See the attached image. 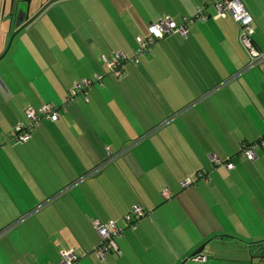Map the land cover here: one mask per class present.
<instances>
[{
    "label": "crops",
    "instance_id": "0c3cea01",
    "mask_svg": "<svg viewBox=\"0 0 264 264\" xmlns=\"http://www.w3.org/2000/svg\"><path fill=\"white\" fill-rule=\"evenodd\" d=\"M161 1L165 11L149 13L144 37L149 35V24L164 19L185 26V30L182 34L166 33L148 48L153 58L162 54L175 73L174 76L166 70L159 83L149 79L150 84L156 85V92L150 89L146 79L136 74L142 60L126 64L120 76L103 72L104 55L125 49L113 43L104 44L92 28L84 27L83 10L96 22L93 0L68 3L62 0L61 6L55 4V9L65 11L78 32L63 27L55 30L60 35L58 50L72 67L75 62L68 58V52L79 65L84 58L87 66L83 70L87 73L76 71L78 76L64 79L55 70L53 60L43 55L34 37L41 35L34 33L38 31L36 28L21 32L1 60L0 229L8 230L24 220L21 215L41 206L26 221L0 236V264H56L63 249L76 253L73 264H89L92 253L98 256L99 235L94 220L112 219L123 225V216L133 205H142L146 215L135 228L119 235L116 242L121 253L141 257L144 264H179L187 256V250L197 246L205 235L208 236L202 241L210 242L205 247V258L189 256L190 261L221 264L226 257L216 256L209 249L219 241L223 243L221 248L230 252L227 259L242 256L245 260L251 254L250 248L247 253L244 251V245L256 240L248 229V233L239 235L237 224L229 221L232 219L217 216L215 220L197 224L198 218L190 212L195 209L197 215L203 213L200 208L204 206L202 199L208 184L216 181V177L223 178L225 173L218 167H225L227 160L232 167L225 168L234 179L238 180V173L249 180L256 176L264 178L261 173L264 148L257 143L264 134V64L249 66L240 73L251 61L238 41V25L230 16L217 15L215 0ZM167 1L175 5V10L167 7ZM242 2L253 18V44L263 50L264 0ZM50 10L38 17L33 26L45 18H55ZM201 12L206 19L191 24L194 21L190 22L189 18L195 19ZM103 31L106 32L105 27ZM66 34L78 42L80 54L75 44L61 42ZM78 34L89 36L86 46L80 43ZM7 38L0 43V51L6 46ZM38 60L52 69L53 80L49 82L52 91H45L44 78L38 76L42 72L32 69V63ZM56 60L60 67H66L57 56ZM23 63L30 64V69H25ZM94 72L101 74L91 84ZM83 77L89 82L83 85L87 96L78 93L66 99L72 82ZM46 101L64 108L58 119H41L31 128L26 140L12 141L11 130L29 124L25 107L37 108ZM171 116L174 118L166 124L164 121ZM163 122L165 125L158 127ZM153 128L156 129L141 141ZM245 145L253 148L254 158L249 161L251 164L238 166L237 159L246 158L242 154ZM207 152L214 154L222 165H212L209 161L210 170H207L201 160L204 155L208 157ZM198 167L206 169L209 180L182 188L179 181ZM234 169L238 171L236 175ZM162 188L169 190V200L162 199ZM230 205L227 208H232ZM189 222L194 224L192 230L188 228ZM207 223L215 228L206 227ZM260 243L262 247L256 253L264 257V239ZM234 246L242 248L239 249L242 254ZM138 247L147 251H135ZM87 256L89 260L84 259ZM112 256L106 252L103 264H111ZM79 258L83 260L77 262ZM156 258H161V263Z\"/></svg>",
    "mask_w": 264,
    "mask_h": 264
},
{
    "label": "rangeland",
    "instance_id": "374dc122",
    "mask_svg": "<svg viewBox=\"0 0 264 264\" xmlns=\"http://www.w3.org/2000/svg\"><path fill=\"white\" fill-rule=\"evenodd\" d=\"M59 1L61 0H58L57 2ZM71 1L72 0H65V2L67 3ZM165 4L167 5L168 8L175 10V5L172 4L171 2L167 1ZM92 5L95 9L94 17L97 18L96 22H94L93 19L88 15V13L85 10H83L82 20L84 21V27L92 28L93 31L102 40L103 43L104 42H106L107 44L113 43L112 44L113 46L115 44L119 46L121 45L122 49H125L124 51L127 54H129L128 57L131 56L135 50L137 51L138 44L136 41V36L144 37L146 34V30H147L146 25L148 23L149 13H160V12L165 11L164 4L161 0H93ZM50 7L45 9V11L48 10ZM65 7H67V5H65ZM50 11H51V14L55 15V18H51V19L45 18L43 22L38 23L36 26L31 27V30L34 28L38 29V31H35L34 33L41 34V35H38V37L37 35H34V37H36V39L38 40V43L40 44V49L42 50L43 55L48 56L49 58L53 60L52 64H54L55 70L57 72L59 71V73L62 74V77H64V79H68V77L71 79L75 75L78 76L76 74V71H80V73H87V71L83 70V68L87 66L84 58L80 59V65H79L76 62V57H74L70 52H68V58L72 62L73 61L75 62L74 67H72L69 65L64 54L60 50H58V43H60V40H59L60 35L59 33L55 34V30L57 32L58 29H61L63 27L64 30L65 29L70 30L72 33L75 30L76 33H78L77 30L75 29L74 24L72 23V21H70V19L68 18V16L66 15L63 9H60V10L51 9ZM15 16H16L15 14L12 15L13 20L10 23L9 19H7L9 18V9L6 8V11L2 15L0 13V43H3L5 39L8 36H10V34L16 31V30H13L11 32L9 31L10 24L15 23L14 22ZM196 18L199 19L198 17ZM66 19H67V22H66ZM195 19H192V18L189 19L190 22L194 21V23H191V24H195V25L199 24L200 19L196 20V22H195ZM104 27H105L106 32L103 31ZM24 28H26V26ZM18 37L19 35L17 34L15 41ZM71 37L72 36L66 34L61 37V42L63 44H67L68 42H71L70 45L75 44L77 48L76 52L77 54H80L81 52L80 45L75 40V38H71ZM78 38L80 40V43L83 46L87 45L89 36L84 38L79 35ZM149 50L146 52L143 51L139 54L140 56L139 58L140 60H142V63L140 64V66L139 65L137 66L136 74L140 77H143L147 81L152 78L157 83H159V81L163 79V77L167 73L166 70L175 76V73L173 72V68L168 63L167 59H165L161 53H160L161 54L160 57L153 58ZM55 55L57 56L58 61L63 63L64 66H66L65 68L60 67L56 63L57 60H56ZM37 64L42 66L43 69L41 68L42 70H40V67ZM24 66H25V69H30L29 68L30 64L24 65L23 63V67ZM33 68L37 69L38 72L39 71L42 72L41 75H39L38 73V76H41L42 78H44L45 91L46 90L52 91L53 89L49 84V82L53 80L51 79L52 69L50 67H47V68L44 67V64L39 60L37 63L36 62L32 63V69ZM181 73L183 75H186L184 71ZM80 75H84V74H80ZM147 85L150 86L151 87L150 89L153 90L154 92L157 91L156 85L150 84L149 81ZM145 90H148V89H145ZM163 101L164 103L167 104L166 100H163ZM193 112H196V111L194 110ZM183 115L188 116V114H185V113H183ZM171 117H168V119H166L164 122L166 124L169 123L173 119ZM164 122L160 124L158 127L165 125ZM155 129L156 128H153L151 132H146V135L142 137L141 141H143L144 140L143 138H146L149 135V133H152ZM219 133L220 132H218V134ZM209 136H210L211 142L214 144L215 139L213 135L211 134V132L209 133ZM240 139L241 138L237 139L236 142L239 143ZM200 140L203 142V144H205L202 136L200 137ZM136 143L137 142H133L134 145ZM216 143L217 142H215V144ZM236 147L238 149L240 147L239 144H237ZM211 148L212 146H210L208 150H210ZM207 153L209 154V152ZM201 158H202L201 160L207 166L205 168L207 170H210L209 158L205 157V155L202 156ZM237 160H238L237 163L240 161L238 166L242 163L251 164L249 163V161H251L250 159L245 158V159H237ZM200 168L201 167H198L196 168V170ZM205 168H204L206 172L205 178L208 181V178L206 177L208 173ZM218 168H221V171H223L225 175L223 176L222 179H219L220 177H216V181L212 180V183L210 182L208 184L207 190L204 193V198L202 199L204 206L200 208L203 211V213L201 215H197L196 214L197 211L195 209H193L194 213L193 212H190V213L195 219L198 218L197 224H202L206 221H210L209 219L215 220L217 216L223 220L227 218L232 219L229 221H233L237 224L236 233L239 235H242L243 232L248 233L246 231V229H248L250 231V234L253 235L252 239L255 238L254 240L256 241H252V243L244 245L245 246L244 251H246V253L249 248L252 250L251 254L250 253L248 254L249 257H247V259L244 260L242 256H240L241 258H238L236 260L227 259L230 252H227L225 248H221L223 244L222 241H219L216 244H213L209 249L216 256L220 255V256L226 257V259H223L224 261L221 264H249V262L254 264L258 261V257H256L258 254L256 253V251L262 247V244L260 243V241L264 239V178L262 177L259 178L258 176H256L255 178H251L250 180L245 179L238 173L236 169H234L233 174L236 175V173H238V180H237L233 178V175H230V172L227 171L228 169H226L224 166H219ZM262 169H263L262 171H264L263 167ZM253 173L255 174L258 173V167L256 171ZM261 173L262 175L264 174V172H261ZM161 196L165 199L169 198L167 197L168 193H166L165 190L161 192ZM219 203L222 206L218 207ZM230 203H232L235 206L232 207ZM188 205H189V209H192L190 207V204ZM227 205H230L233 209L227 208ZM216 212L218 214H216ZM187 225H188V228L192 230V227L194 226V224L189 222ZM206 227L210 229L215 228L214 225L209 224V223L206 224ZM216 231L217 230H215V232ZM250 234H249V238L250 240H252ZM0 235H1V232H0ZM207 236L208 235L203 236L200 243L197 244V246L193 248L190 247L186 252L187 256H185L181 260V263L179 264H182L183 262H184L183 264H197L198 262L190 261L189 254L193 250H195L198 246H200V244L204 242L202 240ZM187 246L189 247L190 244L187 243ZM244 246H241V247H244ZM130 247H133V245H131ZM233 248L237 250L240 254H242L239 251V249H242V248L238 246H234ZM206 249L207 248H205L202 251L203 255L206 254ZM154 250L155 252H158V248L156 249L154 247ZM154 250H152V252L157 256ZM135 251H139L143 253V252H146L147 250H144L138 247L137 249H135ZM116 253L117 252L112 253L113 259H112L111 264H144L146 263V262H143L141 257L139 258L137 256L136 257L130 256V254H123V253L116 254ZM3 256L7 257V254ZM91 256L93 257L96 264L105 263V261H102L99 259V256L94 255L93 253L91 254ZM250 256L252 257L251 261H250ZM208 257H209L208 262H210L211 253ZM84 259L89 260V256L85 257ZM80 260H83V259L79 258L77 262H79ZM155 261L161 263V258H156ZM56 264H62V263L60 262V260H58Z\"/></svg>",
    "mask_w": 264,
    "mask_h": 264
},
{
    "label": "built area",
    "instance_id": "2783aa9c",
    "mask_svg": "<svg viewBox=\"0 0 264 264\" xmlns=\"http://www.w3.org/2000/svg\"><path fill=\"white\" fill-rule=\"evenodd\" d=\"M214 7L217 12L218 16H230L239 26V35L238 39L242 47L253 56V60L248 65H245V68H242L240 73L245 71L246 69L250 68L249 66L253 67L255 66L259 59H264V54H262L259 58L257 57L258 54L254 49V46L252 44L251 34L253 32L252 28V16L245 8L244 4L241 0H215L214 1ZM200 20L206 19V16L202 14V12L197 16ZM191 19V18H189ZM185 21V19H184ZM149 35L146 37V41L143 39H138L139 43V49L138 53H141L142 51L146 50L145 46L148 43H152L154 41H157L158 38L163 37L166 33H171L173 31L184 33L185 26L176 24L174 21L170 19H164L160 20L158 22H154L149 24L148 26ZM121 54V53H118ZM103 62L112 70L116 71L117 75L120 76V72L118 71V63H115L112 60H106L103 58ZM89 82L87 80V77H83V79H78L75 82H73V85L68 89L69 94L67 95L66 99L70 97V95H74L77 92L81 94H86L87 91L83 89V85H88ZM57 106L51 103H45L43 105H40L39 107L35 108L33 106H27L25 107L26 117L30 120L31 123L37 122L39 119L46 118L50 119L52 121L58 119L59 114L57 111ZM12 136L18 135L20 141H24L28 138L29 133L27 132L26 126H15L11 130ZM263 148H264V138L258 142ZM243 156H246L247 159L252 160L254 158V151L253 148L250 146H244L243 147ZM208 158L210 162H212L215 165H222V161H220L214 154H209ZM252 158V159H251ZM226 168H231L232 164L229 163L227 160L224 163ZM205 171V170H204ZM190 183L189 179H185L181 182V185H188ZM166 193H168L169 196V190L167 191V188H164ZM162 190V191H163ZM161 191V192H162ZM167 196V197H168ZM133 211L137 213V216L141 215L142 210L139 206H134ZM139 211V212H137ZM141 211V212H140ZM94 227L97 231V234L100 238V245L98 248H96L98 256L100 259H103V253L111 248L114 252H118V246L115 243L114 236H116L119 233V227L115 224L114 220L109 219L105 222H101L99 220H94ZM60 262L62 264H73V262L76 259V253L72 250H61L60 251Z\"/></svg>",
    "mask_w": 264,
    "mask_h": 264
},
{
    "label": "trees",
    "instance_id": "16d2710c",
    "mask_svg": "<svg viewBox=\"0 0 264 264\" xmlns=\"http://www.w3.org/2000/svg\"><path fill=\"white\" fill-rule=\"evenodd\" d=\"M242 1V0H241ZM243 3V2H242ZM253 19V18H252ZM237 24V23H236ZM238 25V24H237ZM238 28H239V26H238ZM238 35H239V30H238ZM136 39L138 40V39H143V40H145L146 39V37H141V36H138V37H136ZM251 39H252V36H251ZM146 41V40H145ZM238 41H239V39H238ZM155 42V41H154ZM154 42H152V43H148L147 42V44H146V46H145V49L146 50H148V48H149V46L151 45V44H153ZM240 43V42H239ZM252 44H253V41H252ZM242 46V45H241ZM253 46H254V44H253ZM254 49H255V51L257 52V54H258V58L262 55V54H264V49L263 50H260V49H258L257 47H255L254 46ZM245 50V49H244ZM245 52L247 53V55H248V60H250V61H252L253 60V56H251V54H249V52H247L246 50H245ZM119 53H121V54H112L111 56H109V55H104L105 56V59L106 60H112V61H114L115 63H118V71L122 74L123 73V71H124V67H125V65L126 64H132V62L133 63H138L139 61H140V59H139V53L136 51H134V53L131 55V56H129L128 57V55L129 54H127L125 51H123V50H121V52H119ZM7 54V53H6ZM6 56V55H5ZM4 56V57H5ZM4 59V58H3ZM2 59V60H3ZM1 62V61H0ZM99 62V61H98ZM103 64H104V62H103ZM102 64V68H104V70H103V72L104 73H111L112 75H116L117 76V73H116V71H114L113 69L111 70L106 64H104L103 65ZM247 64V63H246ZM261 64H264V59H259V61H258V63L256 64V65H261ZM255 65V66H256ZM106 66V67H105ZM1 67V66H0ZM102 72V73H103ZM101 73H98V72H94L93 73V76L91 77V84H92V82L100 75ZM120 74V75H121ZM73 85V82H72V84H71V86ZM70 86V87H71ZM69 89V88H68ZM68 89H67V95L69 94V91H68ZM84 89V88H83ZM78 94V92L76 93V94H74V95H70V97H69V100L73 97V96H75V95H77ZM87 94H88V92L86 93V94H82L83 96H87ZM66 97V96H65ZM45 103H51V104H53L54 105V107H55V105L57 106V111H58V114L59 115H61V113L64 111V108H59V106L57 105V104H55L54 102H52V101H46V102H43V103H41L40 105H43V104H45ZM27 118V117H26ZM171 118H174V116H172ZM28 119V118H27ZM41 119H43V120H46V118H41ZM41 119H39L37 122H35V123H31L30 122V120L28 119V122H29V124L28 125H25L26 126V128H27V132L29 133L30 132V130H31V128L32 127H34V125H36L37 123H39V122H41V121H43V120H41ZM57 120V119H56ZM55 121V120H54ZM29 126V127H28ZM262 137H264V134L262 135ZM11 138L13 139L12 141H15V142H19L20 140H19V137H18V135H14V136H11ZM145 139V138H144ZM260 140L261 139H259V140H257V143L258 142H260ZM140 143V142H139ZM136 145V144H135ZM246 146V145H245ZM209 155V154H208ZM211 164L212 165H215V164H213L212 162H211ZM205 171H204V168H200V169H197V170H195V172H193V174H191L190 176H187L185 179H189V181H190V183H189V185H196V184H198V183H204V181H207L206 180V178H205ZM207 178H208V180H209V175L207 174V176H206ZM185 179H183V180H185ZM183 180H181V181H179V184H180V186L182 187V188H185V185H181V182L183 181ZM188 186V185H187ZM164 188H162L160 191H162ZM161 193V192H160ZM161 195V194H160ZM162 197V196H161ZM169 198L168 199H165V198H163L162 197V199H164V200H169L170 198H171V194L169 193V196H168ZM40 206H41V204H39V206H36V208L35 209H32V210H30V211H28L27 213H25V214H23V215H21V217L24 219V220H21V222H24V221H26L27 220V218L28 217H30V216H32V215H34V213L36 212V211H38L39 209H40ZM134 206H139L140 207V209L142 210V213H141V215H139V216H137V213H135L134 211H133V207ZM126 214V216H123V218H124V224L122 225V224H120L119 222H117L116 220H114V222H115V224L119 227V233L116 235V236H114L113 238H114V240H115V243L117 244V242H116V238L117 237H119V235L121 236V234L125 231V230H127V229H133V228H135L136 226V224L138 223V221H139V219L140 218H142L143 216H145L146 215V211H145V209L143 208V206L142 205H133V206H131L130 208H129V210L125 213ZM124 214V215H125ZM25 217V218H24ZM21 218V219H22ZM20 222V223H21ZM20 223H18V224H16V225H13L12 227H9L8 228V230H2V228L0 229V232H1V235L0 236H5L7 233H9L10 231H12L13 229H15V227H17V225H19ZM7 231V232H6ZM0 239H1V237H0ZM100 245V238H99V244L96 246V248H98V246ZM118 246V245H117ZM118 249H119V247H118ZM97 251V250H96ZM110 251H111V254L112 253H114V251L111 249V248H109V249H107L104 253H103V260H104V254L106 253V252H109L110 253ZM123 254H125L124 252H122ZM116 254H121V250L119 249L118 250V252L116 253ZM100 259V258H99ZM90 260L91 261H93L95 264H96V262L94 261V259L92 258V257H90ZM102 260V259H101Z\"/></svg>",
    "mask_w": 264,
    "mask_h": 264
},
{
    "label": "water",
    "instance_id": "95a60500",
    "mask_svg": "<svg viewBox=\"0 0 264 264\" xmlns=\"http://www.w3.org/2000/svg\"><path fill=\"white\" fill-rule=\"evenodd\" d=\"M53 1H58V0L48 1V3H46L43 7H41L40 10L33 17H31L26 23H24L21 27H19L15 32L10 34V36L8 37V41H7L6 46L0 52V61L4 58L6 53H8V50L11 47L12 43H14L13 41L15 40L16 35L19 33V31L21 29H23L28 23H31ZM27 2H29V0ZM6 8L9 9V18H7V19H9V21L11 20L13 14H17V13L20 14V12L26 11L23 9L24 7L22 6V0L21 1L20 0H8V1L7 0H0V13H1V15L4 14V12L6 11ZM207 243H208V241H205L202 244H200V246H198L195 250H193L189 256L190 257L196 256V255L202 256V251L205 249ZM89 264H95V263L90 260Z\"/></svg>",
    "mask_w": 264,
    "mask_h": 264
},
{
    "label": "flooded vegetation",
    "instance_id": "af4514ba",
    "mask_svg": "<svg viewBox=\"0 0 264 264\" xmlns=\"http://www.w3.org/2000/svg\"><path fill=\"white\" fill-rule=\"evenodd\" d=\"M21 1V0H20ZM28 0H22V6L24 7L23 9L26 10L25 12L22 11L20 12V14H15V20H14V24H10V32L13 30H17L19 27H21L24 23H26L31 17H33L39 10L41 7H43L46 3H48V1L50 0H29V2H27ZM62 1V0H61ZM64 1V0H63ZM57 1H53L48 7H50L51 9H55V4ZM60 2V1H59ZM59 2H57L58 5ZM48 7H46L45 9H47ZM45 9L32 21V23H28L26 25V28H23L19 31L18 35H20L21 32H23L24 30H28L30 29L33 24L35 23L34 21L38 18L41 17L43 14H45L48 10L45 11ZM48 13V12H47ZM12 18L10 20V23L12 22ZM17 36V35H16ZM9 37V36H8ZM1 52V51H0ZM210 242L208 241V243L206 244V246L209 244ZM203 258H205V255L202 254ZM256 257H258V261L254 264H264V257L261 255V253H259V255H257ZM93 258V257H92ZM252 260V258H251ZM249 264H253L251 262H249Z\"/></svg>",
    "mask_w": 264,
    "mask_h": 264
},
{
    "label": "bare ground",
    "instance_id": "6f19581e",
    "mask_svg": "<svg viewBox=\"0 0 264 264\" xmlns=\"http://www.w3.org/2000/svg\"><path fill=\"white\" fill-rule=\"evenodd\" d=\"M63 103H65V102L63 101Z\"/></svg>",
    "mask_w": 264,
    "mask_h": 264
},
{
    "label": "clouds",
    "instance_id": "9594fccd",
    "mask_svg": "<svg viewBox=\"0 0 264 264\" xmlns=\"http://www.w3.org/2000/svg\"><path fill=\"white\" fill-rule=\"evenodd\" d=\"M245 6V5H244ZM246 8V7H245Z\"/></svg>",
    "mask_w": 264,
    "mask_h": 264
}]
</instances>
